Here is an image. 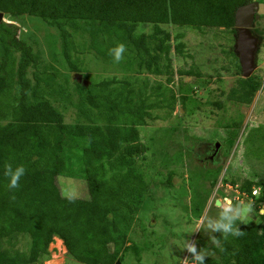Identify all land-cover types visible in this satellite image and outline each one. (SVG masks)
Instances as JSON below:
<instances>
[{
    "label": "trees",
    "instance_id": "obj_1",
    "mask_svg": "<svg viewBox=\"0 0 264 264\" xmlns=\"http://www.w3.org/2000/svg\"><path fill=\"white\" fill-rule=\"evenodd\" d=\"M246 2L0 0V12L9 22H0V243L28 237V258L19 262L31 264L47 256L55 238L78 263L121 260L126 235L116 218L129 226L150 189L138 166L148 151L140 140V127L154 118L168 119L177 103L183 109L187 103L186 97H176L169 87L171 54L183 55L180 40L184 35L173 36L166 27L223 29L235 35L234 13ZM23 16L40 18L56 30L61 62L72 74L82 72L77 57L84 48L110 59L109 50L123 44L137 74L165 75V83L148 88V79L143 77L141 86L134 89L130 81L116 79L88 86L73 81L74 94L65 95L67 88L56 84L58 70L43 59L36 37L14 24ZM74 33H80L78 47ZM232 48L227 53L240 72ZM193 74L192 70L178 71L179 76ZM260 85L261 78L254 74L238 78L227 99L249 105ZM50 96L73 109V122L65 121ZM159 110L166 112L161 118L154 115ZM6 164L26 170L18 189L6 187ZM61 176L82 179L88 197L64 196L58 185ZM230 182L239 195L254 200L258 222L252 226L239 222L242 235L224 241L225 251L217 252L206 264H264V213H258L264 206V181ZM254 188L259 189L256 197L251 195ZM7 259L0 252V260Z\"/></svg>",
    "mask_w": 264,
    "mask_h": 264
},
{
    "label": "rangeland",
    "instance_id": "obj_2",
    "mask_svg": "<svg viewBox=\"0 0 264 264\" xmlns=\"http://www.w3.org/2000/svg\"><path fill=\"white\" fill-rule=\"evenodd\" d=\"M252 1L259 2L260 18L252 31L261 41L253 74L261 78V85L249 105L227 99L237 79L241 78L234 58L227 53L233 47L235 35L223 29L194 31L166 27L173 36L176 33L184 35L180 40L184 44L183 55L171 54L169 87L176 97H186L187 103L185 109L177 103L168 119L154 118L140 127V140L148 151L144 160H138V166L150 189L129 226L116 218L126 235L127 248L121 253V264H178L173 256L181 260L190 257L186 251L177 249L174 241L185 227L198 226L202 216L214 218L220 210L216 201L222 204L225 197L234 207L238 202L242 207H249L246 218L240 222L242 225L252 226L258 222L254 200L241 197L230 182L264 181V0ZM14 24L23 33L36 37L43 59L58 70L56 84L67 88L65 95L67 92L74 94V74L61 62L62 49L56 30L37 17L23 16ZM145 32L151 33L150 28H145ZM72 36L78 47L80 33ZM124 47L119 62L112 56L105 59L88 47L84 48L77 57L82 67V72L78 73L82 81H88V85L111 79L130 81L134 89L141 86L139 81L143 77L148 79V88L154 83H165V75L145 76L143 71L137 74L129 61L132 56L128 59V50ZM180 70H192L194 74L179 76ZM48 98L66 122H73V109L66 102L56 103L55 97ZM165 114L160 110L154 112L158 118ZM216 144L217 153L211 160ZM58 185L66 197H88L82 179L61 176ZM254 189L259 193L258 188ZM258 211L264 213V207ZM189 238L197 242L198 249L211 246L202 229ZM29 249L30 239L26 236L1 242L0 252L7 254L8 259L0 260V264H29L19 262L28 258ZM31 264L81 263L73 260L64 246L60 247L59 241L54 239L48 247V255Z\"/></svg>",
    "mask_w": 264,
    "mask_h": 264
},
{
    "label": "clouds",
    "instance_id": "obj_3",
    "mask_svg": "<svg viewBox=\"0 0 264 264\" xmlns=\"http://www.w3.org/2000/svg\"><path fill=\"white\" fill-rule=\"evenodd\" d=\"M6 22L9 23L8 21ZM109 52L113 60L115 62H119L122 58V54L125 52V47L123 44H117L114 48L110 49ZM25 171L26 170L22 165L13 167L10 164H6L3 172L4 177L7 178L6 187L9 190L18 189L20 181L25 175ZM240 196L249 200L251 199V201L253 200L246 195ZM68 198L72 199L71 195H69ZM218 206L220 210L214 218L202 216L199 219L198 226L185 227L179 238L174 241L173 245L177 249L186 251L190 254V257H185L182 260L173 256L178 264H206V261L210 257L215 256L217 252L223 253L225 251L223 246L224 241H227L229 238H237L242 235L239 222H242L246 218L247 213L249 212V207H242V203L241 207H234L227 197H225L224 202L222 204H218ZM201 229L207 234L208 243L211 245V248L205 246L198 249L197 242L189 238L192 234L200 232ZM216 234H218V236ZM169 254L171 255L170 249Z\"/></svg>",
    "mask_w": 264,
    "mask_h": 264
},
{
    "label": "water",
    "instance_id": "obj_4",
    "mask_svg": "<svg viewBox=\"0 0 264 264\" xmlns=\"http://www.w3.org/2000/svg\"><path fill=\"white\" fill-rule=\"evenodd\" d=\"M258 11L259 3L247 0L246 4L238 7L234 13L235 37L232 51L238 59L240 74L243 79L251 77L256 69V58L261 40L253 34L252 29L255 21L260 18ZM0 22H6L1 12ZM72 79L77 81V83H82L84 86L89 84L88 81H82L79 74H74ZM217 149L218 144L215 145V150L217 151ZM218 204L220 202L216 201V206ZM236 206L241 207V203L238 202ZM114 264L121 263L120 261H116Z\"/></svg>",
    "mask_w": 264,
    "mask_h": 264
},
{
    "label": "flooded vegetation",
    "instance_id": "obj_5",
    "mask_svg": "<svg viewBox=\"0 0 264 264\" xmlns=\"http://www.w3.org/2000/svg\"><path fill=\"white\" fill-rule=\"evenodd\" d=\"M251 1H252V0H251ZM258 3H259V2H258ZM253 34L256 35V33H254V32H253ZM256 36H257V35H256ZM258 37H259V36H258ZM259 38H260V37H259ZM216 153H217V151L215 150V147H214V149H213V153L210 155V157H211L210 159H211V160H213V158H214V156H215Z\"/></svg>",
    "mask_w": 264,
    "mask_h": 264
},
{
    "label": "built area",
    "instance_id": "obj_6",
    "mask_svg": "<svg viewBox=\"0 0 264 264\" xmlns=\"http://www.w3.org/2000/svg\"><path fill=\"white\" fill-rule=\"evenodd\" d=\"M258 195V192L256 191V189H253V191H252V196H257ZM246 197V196H245ZM250 201H251V199H250Z\"/></svg>",
    "mask_w": 264,
    "mask_h": 264
},
{
    "label": "bare ground",
    "instance_id": "obj_7",
    "mask_svg": "<svg viewBox=\"0 0 264 264\" xmlns=\"http://www.w3.org/2000/svg\"><path fill=\"white\" fill-rule=\"evenodd\" d=\"M59 245H60V247H62V241L61 242H59ZM62 250V249H61Z\"/></svg>",
    "mask_w": 264,
    "mask_h": 264
},
{
    "label": "crops",
    "instance_id": "obj_8",
    "mask_svg": "<svg viewBox=\"0 0 264 264\" xmlns=\"http://www.w3.org/2000/svg\"><path fill=\"white\" fill-rule=\"evenodd\" d=\"M55 240H57V241H59V242H61L60 240H58L57 238H55ZM62 246H63V244H62ZM63 249V248H62Z\"/></svg>",
    "mask_w": 264,
    "mask_h": 264
}]
</instances>
